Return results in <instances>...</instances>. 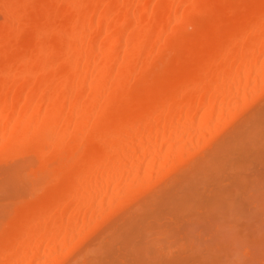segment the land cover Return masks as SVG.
<instances>
[{
	"label": "bare ground",
	"instance_id": "1",
	"mask_svg": "<svg viewBox=\"0 0 264 264\" xmlns=\"http://www.w3.org/2000/svg\"><path fill=\"white\" fill-rule=\"evenodd\" d=\"M263 89L264 0H0V167L17 161L0 168V264H70L172 177L133 212L143 238L120 232L138 239L123 234L121 264H264L262 141L194 157ZM110 233L79 260L111 258ZM180 238L188 259L171 256Z\"/></svg>",
	"mask_w": 264,
	"mask_h": 264
},
{
	"label": "rangeland",
	"instance_id": "2",
	"mask_svg": "<svg viewBox=\"0 0 264 264\" xmlns=\"http://www.w3.org/2000/svg\"><path fill=\"white\" fill-rule=\"evenodd\" d=\"M260 94L262 95L261 97H259L258 99H255V98H254L255 101H254V99H253V101H251V103H249V105H247L245 109L243 108L244 111H240V113H238V116L236 115L237 118L234 117L235 121H234V120H233V121L231 120L232 122H229V124H227L226 129H223L222 132H221V131L219 132L218 135L220 136V134H221L222 136L219 138V136L217 135L216 137H218L219 139L216 138V141H215V139H214L215 142H213V140H212V142L214 143V144L212 143L213 145L209 143V144H210V147H209V145H207L208 147H207L206 149L202 150V152L204 151V152H203L204 154H202V156H201L200 154H198L197 156H194L195 159H196V163H197V164L199 163V160H201V158H202V160H201L200 162H202V161H204L205 159H207L206 157H207L208 155H205V154H213V153H215L216 151H217L216 154L218 153V155L216 156V154H215V156H216V158H219V159H217V160H218V161L223 160V159L225 160V159H226V156L228 155V153L231 154V155H232V154H235V153H233L235 150H234V151L232 150V152H231V151L228 152V151L231 150L233 147H235L236 150H238V151H235L236 154H235L234 156H236V157L239 156V153H240L241 150L239 151L240 148H239V149H237V148H238V146H240V144H241V146H242V144H243V146H244V143H242V142L244 141V139H242L243 137H241L242 135H243V136H245V135H247V136H248V135H253V137H252V138H253V141H254V136H255V137H257V139L259 138L258 140H260V141H257V142H259V145H260V142H261V141H262V142H261L262 145H264V144H263V142H264V141H263V140H264V137H263V136H261V137H263V138L260 137V135H261V134H260V131L263 132V131H264V130H263L264 127H260V126H258L259 124L257 125V124L254 123L255 121H257V119L260 120V118L256 116V114H260V113H257V112H260L262 109H264V89L260 92ZM257 97H258V96H257ZM260 99H261V100H260ZM256 100H257V101H256ZM243 109H242V110H243ZM261 112H263V111H261ZM262 114L264 115V113H262ZM251 116H252V117H251ZM255 116H256V117H255ZM258 116H259V115H258ZM260 116H261V118H262V115H261V114H260ZM250 117L252 118V120H253V118H256V120L254 119L255 121L252 122V123H253L254 125L258 126L257 128H255L256 130H254L253 132H251V131L253 130V127H255V126H254L253 124H251V120H249ZM262 119L264 120V118H262ZM243 121L246 122V123L243 124ZM247 121H248V122H247ZM249 121H250V122H249ZM260 123H261V122H260ZM239 124H240V125L242 124V125H241L240 127H238ZM245 124H246V125H245ZM249 124H251V125H249ZM244 125H245V126H244ZM252 125H253V126H252ZM261 125H263V123H261ZM246 126H249V127L252 126V128L250 127L252 130H251L250 128L246 127ZM242 127H245L247 131H248V129H250L251 131H250V130H249V131H250L251 133H246L247 131L245 130V128H242ZM237 128H238L239 130H238ZM240 128H241V129H240ZM243 129H244L245 131H244ZM240 130H241L242 132H241ZM232 131H234V132L232 133ZM235 131H238L239 133H238V134H235ZM229 132H230V134H227V133H229ZM244 133H245V135H244ZM258 133H259L260 135H258ZM262 134H263V133H262ZM233 135H241V136H240L239 138H236L235 136L233 137ZM225 136H226V137H225ZM231 136H232L233 138H232ZM247 136L245 137V139H247ZM250 137H251V136H250ZM252 138H249V140L247 139V141H249V145H250V139H251V142H253V141H252ZM234 139H235V141H234ZM236 139H237V141H236ZM238 139H240V141H241V140H243V141L239 142ZM223 140L225 141V143H223V142H224ZM226 140H227V142H226ZM255 140H256V138H255ZM228 141H229V142H228ZM247 141H245V142H247ZM232 142H233V143L235 142L234 145H233ZM236 142H239V145H236V144H237ZM222 143L224 144L223 146L226 147V149L223 148V146H222L223 149L221 150V151H222V152H221V151H219V147H220V149H221V145H222ZM247 143H248V142H247ZM247 143H246V145H247ZM253 143H254V142H253ZM255 143H256V142H255ZM228 144H229V145H228ZM249 145H248V146H249ZM262 145H261V146H262ZM211 146H213V147H211ZM216 146H218V148H216ZM229 146H230V147H229ZM241 146H240V147H241ZM250 146H251V145H250ZM231 147H232V148H231ZM252 147H254V146H252ZM255 147H258L257 144H256ZM259 147H260V146H259ZM259 147H258V148H259ZM263 147H264V146H263ZM229 148H231V149H229ZM235 148H233V149H235ZM227 149H228V151H227ZM250 149H251V148H249V150H250ZM256 149H257V148H256ZM256 149H255V150H256ZM206 150H207V151H206ZM225 150H226V151H225ZM263 150H264V149H263ZM209 151H210V153H208ZM211 151H212V152L214 151V152L212 153ZM218 151H219V152H218ZM224 151H225V152H224ZM252 151H253V150H252ZM252 151H251V152H252ZM256 151L259 152V153H257ZM256 151H254V153L252 152L251 154H254V155H255V154H260V153H262V152H263V154H264V151H262V150L259 151V149H257ZM261 151H262V152H261ZM220 152H221V154H220ZM226 154H227V155H226ZM237 154H238V155H237ZM219 155H220L221 157H218ZM222 155L224 156V158H223ZM260 155H262V154H260ZM260 155H259V156H260ZM198 156L201 157V158L199 159ZM203 156H204L205 158H204ZM228 156H229V155H228ZM234 156H233V157H234ZM194 157H193V158H194ZM229 157H230V156H229ZM229 157H228V158H229ZM193 158H192V159H193ZM195 159H194V160H195ZM198 159H199V160H198ZM203 159H204V160H203ZM18 161H19V159H18ZM190 161H192V160H190ZM190 161H189V162H190ZM9 162H10V161H9ZM16 162H17V161H16ZM16 162H14V160H12L10 163H13V166H14V165H15L14 163H16ZM19 162H21V160H20ZM19 162H18V163H19ZM193 162H194V164H195V161H192V162L190 163V165L188 166V164H187L188 162H187L186 165H187L188 167H187V166H184V167L180 168V169H183V170H180V169H179L180 171L177 170V172H178L177 175H179V176L181 177V176H182L187 170H189V169L192 167V165L194 166ZM6 163H8V162H4V163H2V166L4 167ZM10 163H8V164H10ZM8 164H7V165H8ZM16 164H17V163H16ZM11 165H12V164H11ZM11 165H9V166L11 167ZM2 166H1V167H2ZM1 167H0V168H1ZM3 167H2V169H3ZM5 167H6V166H5ZM5 167H4V168H5ZM7 167H8V166H7ZM10 167H9V168H10ZM186 167H187V168H186ZM9 168H5V170H7V169H9ZM184 168H185V169H184ZM186 169H187V170H186ZM247 169H248V167H247L246 169L244 168V170H242V171L240 172V174L242 173V174L244 175V173H246V172H244V171H246ZM3 170H4V169H3ZM3 170H2V171H3ZM181 171H183V172H181ZM187 172H188V171H187ZM174 173H176V171L173 172V173L171 174V176L169 175L168 177H166V179L171 178V177L174 175ZM181 174H182V175H181ZM185 174H186V173H185ZM242 174H241V175H242ZM175 178L177 179V177H174V178L172 177L171 179H169V181L166 180L167 182H170V183H168V184H166L167 182L164 180V181L166 182V183L164 182V184H166V186H165L164 184H162L163 182L159 183L160 185H157V186H162V185H163L164 187H161V188H165V192H166V187H167L169 184H170V185H171V184L174 185V184H173L174 181H172V180H176ZM178 179H179V178H178ZM178 179H177V180H178ZM177 180H176V181H177ZM176 181H175V182H176ZM171 182H172V183H171ZM175 182H174V183H175ZM170 185H169V186H170ZM169 186H168V187H169ZM171 187H172V186H171ZM180 187H181V189H179L180 191H179L178 189H176V192H175V190H174V193H175L174 196H178V198H175L176 200H178L179 198H181V196L185 197V196H184L185 193L181 191V190L185 189V186H183L184 188H182V186H180ZM180 187H177V188H180ZM161 188H158V189H159V193H160V191H161ZM154 189H155V188H154ZM169 189H170V188H169ZM156 191H158V190H157V189H156L155 191L153 190L148 196H146V198L144 197L143 199H140L142 202L145 201L144 204L142 205L143 207L141 206L142 208L139 207V206L142 204V202H141L140 200H138V202H141V204H138V203H137L139 206H138V205H135V206L133 205L134 207H132V206L130 205L129 207L120 210L119 212L116 213V215L112 216L111 218H109V219L107 220V221H109L108 223H106L107 221H105V222L103 223V225H102L101 227H99L97 230L91 231L89 234H87V235L84 237V244H85V245L83 244L84 246H87V248H85V249H83V250L81 249L83 252H81V254L79 253L80 255H76V254H75V255H72V257H73V258H76V260L73 259L72 257H70V260H71V258H72L73 261H72V260H71V261L68 260L67 263L73 264L72 262L76 261V264H80V263L82 264L84 261H86V259L83 261V259L85 258L84 256H85V254H86L85 251H86L87 249L89 250V248L92 247L91 244L93 245V249H95L94 247H96V246H98V245L100 244V243H98V242H100V240L103 238V236L105 237V235H104L105 233H106V237L104 238V240H105L106 238L109 237V235L111 234L110 231H111V232L113 231L114 233H118V232H119V234H120L121 231H122V232H125V231H126V233H128L129 236H130L131 234H134L133 232H135L136 229L138 230L140 227L137 228V226H136V227H135L136 229L134 228V229H133L134 231H132V232L130 233L129 230H131V228L134 227V221H137V219H138V217H137V219H135L136 217H134L133 212L135 211L134 214H138V212L141 213V211H142V212H143L142 214H144L145 211L147 210V209L145 210L144 208L147 207L148 205L150 206V204H151V202H152L151 199H154V200L157 199V198H153L154 196H156L157 194H159V193L156 192ZM161 192H162L161 195L163 196L165 193L163 194V191H161ZM183 193H184V194H183ZM152 194H153V196H152ZM177 194H178V195H177ZM161 195L159 194V196L157 195L156 197H161ZM165 195H166V194H165ZM147 197H148V199H147ZM146 199H147V200H146ZM149 199H150V200H149ZM181 199H182V198H181ZM148 200H149V201H148ZM146 201L149 202L147 206H146V204H147ZM157 202H158V201H157ZM157 202H156V203H157ZM134 203H136V202H134ZM145 203H146V204H145ZM131 204H132V203H131ZM127 206H128V205H127ZM137 206H138L140 209H139ZM153 206H154V204H153ZM153 206H152V207H153ZM135 208H136L137 210H136ZM134 209H135V210H134ZM138 209H139V210H138ZM141 209H144V210H141ZM136 211H137V212H136ZM149 211H150V210H148V212H149ZM147 214H148V213H145L144 216L146 217ZM131 215H132V217H131ZM138 215H139V214H138ZM140 215H141V214H140ZM140 215H139V219H140V218L142 219V217H141ZM163 215L165 216V218H164V220H163L164 222L162 221V225H164V226H161V224H159L160 227H161L160 230H161V229H166V228H169V227H170V226H168V224H169V222H170V220H168L169 217H167L165 213L162 214L161 216H163ZM126 217H127V219H126ZM130 217H131V218H130ZM133 217H134V218H133ZM128 218H130L133 222H132V221L130 222V219H128ZM160 218H161V217H160ZM166 218H167V219H166ZM134 219H135V220H134ZM139 219H138V220H139ZM141 219H140V220H141ZM162 219H163V217H162ZM165 219L168 220V223H167V221H166ZM127 220H129V222H128ZM125 221H127V222L125 223ZM159 222H161V221H158V223H159ZM165 222H166V223H165ZM128 223H129V225H126V224H128ZM131 223H132L133 225H130ZM164 223H165V224H164ZM105 224H106V225H105ZM150 224H151V223H150ZM153 224H154V223H153ZM166 224H167V225H166ZM104 225H105V226H104ZM156 225H157V224H156ZM156 225L154 224L153 226H155V229L157 230ZM165 225H166V226H165ZM130 226H131V227H130ZM167 226H168V227H167ZM102 227H103V228H102ZM109 227H110V228H109ZM118 227H120V228H118ZM149 227H150V225L147 226V228H149ZM101 228H102V229H101ZM111 228H112V229H111ZM113 228H114V229H113ZM116 228H117L118 230H117ZM121 228H122V229H121ZM126 228H127V229L129 228V230H126ZM144 228H145V226H144ZM144 228H143V229H144ZM152 228H153V227L151 226V227H150V230H151ZM109 229H111V230L109 231ZM115 229H116V230H115ZM143 229H142V230H143ZM158 229H159V228H158ZM123 230H124V231H123ZM156 230H154V231H156ZM107 231H108L109 235H107V234H108ZM116 231H117V232H116ZM144 231L147 232L145 229H144ZM152 231H153V229H152ZM140 232L142 233L143 231H140ZM157 232H158V230H157ZM159 232H160V231H159ZM159 232H158V233H159ZM141 233L138 232V234H137V232H136L135 234L138 236V235H140ZM149 233H150V235H151L152 237H155V236H153V234H152L151 232H149ZM149 233H148V235L145 234L146 236H145V235H144V236H145V237L150 236ZM158 233H157V234H158ZM160 233H161V232H160ZM121 234H122V235H121ZM121 234H120L121 237H123V234H124V233H121ZM135 234H134V235H135ZM143 234H144V232H143ZM124 235H125V234H124ZM126 235H127V234H126ZM126 235H125V237H126ZM128 235H127L128 238L125 240L126 242H128L127 240L130 239V237H129ZM160 235H161V234H160ZM125 237L121 238L120 241L115 240L116 242L118 241L116 244L121 243V240H124ZM139 237H142V234H141L140 236H138V238H139ZM157 237H160V239H164L163 236H157ZM157 237H156V238H157ZM161 237H162V238H161ZM132 238H133V239H132ZM134 238L136 239L137 237H133V235H132V237H131L132 241H135ZM142 238H143V237H142ZM156 238H155V240H156ZM99 239H100V240H99ZM115 239H116V238H115ZM131 239L129 240V244H130ZM146 239H147V238H146ZM146 239H145V240H146ZM150 239H151V238H150ZM181 239H183V238L178 239L179 241H177L176 244H173V245H172V248H170V249H173V246H174V249H173L172 252H171V253H173V252L175 251V253H173V254L171 255V256H173L174 258H175L177 255H181V256L184 255V258H186L187 256H185V255H187L188 252H189L188 250H186L187 247H185V246H188V245L185 244V241H183V240H182V242H181ZM98 240H99V241H98ZM136 240H138V239H136ZM143 240H144V239H143ZM147 240H149V237H148ZM152 240H153V238H152ZM158 240H159V238H158ZM158 240H156V241H158ZM97 241H98V242H97ZM132 241H131V242H132ZM153 241H154V240H153ZM156 241H155V243H156ZM159 241H160V240H159ZM165 241H166V243H167V240H164V242L162 243V246L164 245ZM101 242H102V241H101ZM161 242H162V241H161ZM96 243H98V244L95 246ZM135 243H137V242L135 241ZM138 243L140 244L139 241H138ZM143 243H144V242H143ZM143 243H142V241H141V244H143ZM157 243H158V242H157ZM157 243H156V244H157ZM166 243H165V244H166ZM180 243L182 244V247H185L184 249H183V248L180 249V248H181V244H180ZM127 244H128V243H127ZM131 244H132V243H131ZM141 244H140L139 246H141ZM168 244H169V243H168ZM168 244H166V245H168ZM113 245H115V242L112 243V245L110 244V247H111V248H110V251H111V250H112V251L114 250V251H113L114 254L109 255L107 252H104V251H103L104 254L106 253L107 255L111 256V258H112V255H115V256H116V257L114 256V257H115V261H117V260H116L117 258L122 257V258H123L122 260H121V258H120V260L118 259V261H117V263L120 262L119 264H121V263H122L123 261H125V259H127V258H128V260H126V261H129L130 252H129L128 250H126V251H122V245L120 246V244H119V245H115V247H112ZM132 245H133V246H136L135 244H132ZM159 245H160V243H158V245H156V246H159ZM166 245H165V246H166ZM89 246H91V247H89ZM142 246H143V245H142ZM162 246H161V247H162ZM177 246H179V248H178L177 251H176V250H175V247H177ZM82 247H83V246H82ZM163 247H164V246H163ZM83 248H84V247H83ZM91 249H92V248H91ZM168 249H169V248H168ZM170 249H169V250H170ZM188 249H190V247H189ZM81 250H80V251H81ZM84 250H85V251H84ZM108 250H109V249H108ZM178 250H179V252H178ZM185 250H186V251H185ZM110 251H109V252H110ZM112 251H111V252H112ZM115 251H117L118 254H119L121 251H122V252H121V254H119V256H118L117 252L115 253ZM184 251H185V252H184ZM87 252H88V251H87ZM96 252H97V251H96ZM101 252H102V251H101ZM101 252L96 253V257H95V253H94V252H93V253L90 252L93 256L88 252L89 254L86 256V258H87L88 256H89V257L92 256V257H94V259H96V260H94V261L92 260L93 262H95V261H97V258H100V257L102 256V253H101ZM84 253H85V254H84ZM100 253H101V255H98V257H97V254H100ZM165 253H166V254H165ZM165 253L163 254V255H164V256H163L164 258H165V255H166V257H168V256L171 254L170 251H169V252L166 251ZM177 253H178V254H177ZM183 253H184V254H183ZM189 253H190V252H189ZM77 254H78V253H77ZM128 254H129V255H128ZM176 254H177V255H176ZM121 255H123V256H121ZM190 255H191V254H190ZM190 255H189V256H190ZM82 256H83V258H82L81 260H82L83 262H81V260H79V258L82 257ZM171 256H170L169 259L166 258V260L169 261V260H171V258H172V260H174L173 257H171ZM92 257H91L90 259H92ZM114 257H113V259L107 257L106 259H107V260L109 259V261H108L109 263H108V262H107V263H108V264H110V263H111V264H112V263L114 264V262H115V261H114ZM124 257H125V259H124ZM164 258H163V259H164ZM188 258H189V257H187V259H188ZM77 259H78V261H80V262L77 263ZM101 259H102V257L100 258V261H103V259H104V255H103V259H102V260H101ZM106 259H105L104 262H102V263L106 264V263H105V261H107ZM146 259H147V258H146ZM163 259H162V260H163ZM87 260H89V258H87ZM110 260H111V261H110ZM112 260H113V261H112ZM148 260H149V258H148ZM160 260H161V259H160ZM166 260L164 259L165 262H166ZM69 261H70V262H69ZM146 261H147V260H146ZM98 262H99V261H98ZM130 262H131V261H130ZM64 263H65V262H64ZM96 263H97V262H96ZM117 263H115V264H117ZM123 263H124V262H123ZM125 263H126V262H125ZM127 263H128V262H127ZM127 263H126V264H127ZM65 264H66V263H65ZM74 264H75V262H74ZM83 264H84V263H83ZM128 264H129V263H128Z\"/></svg>",
	"mask_w": 264,
	"mask_h": 264
}]
</instances>
